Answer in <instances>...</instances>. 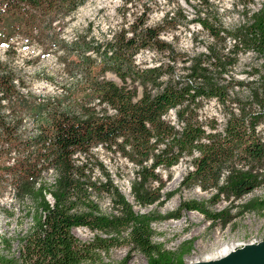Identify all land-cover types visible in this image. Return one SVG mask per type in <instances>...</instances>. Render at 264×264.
<instances>
[{"label": "trees", "instance_id": "obj_1", "mask_svg": "<svg viewBox=\"0 0 264 264\" xmlns=\"http://www.w3.org/2000/svg\"><path fill=\"white\" fill-rule=\"evenodd\" d=\"M84 1L0 0V40L9 43L19 33L31 39L34 29H49L38 37L66 48L52 30L54 22ZM172 17L165 14L154 25L142 18L120 27L111 39L94 45L101 53L98 63L85 53L89 45L79 47L78 56L68 61L84 66L85 74L62 98L31 99L19 91L14 73L0 62V186L7 183L16 199L30 201L25 204L28 226L18 235L15 251H0V264H80L93 250H107L124 238L145 254L148 264H184L193 239L183 241L177 250L166 248L153 241L152 221L179 218L182 209L200 211L212 220L221 213L211 212L197 199L183 200L164 214L135 212L109 173L102 179L92 175L89 159L96 145L134 163L130 188L141 204L161 201L159 169H170L184 156H190V167L180 185L214 189L213 201L224 197L232 202L262 183L264 8L250 12L233 30L198 15L211 41L192 55L177 51L160 37L161 31L175 25ZM227 37L232 43L225 50L218 44ZM147 48L166 52L168 59L151 65L137 63L135 53ZM239 50L260 57L256 77L245 81L226 77ZM179 63L183 72L177 74ZM106 70L121 82L100 76ZM234 85L239 89L233 90ZM211 98L220 105V121L201 113L203 103ZM18 107L35 120L32 134L21 130L23 116ZM49 171L53 178L46 181L43 177ZM151 181L157 185L152 187ZM102 193L109 196L113 211L101 209ZM245 204L264 207V198ZM79 225L96 230L91 241H81L72 233V227ZM7 244L10 247L8 240Z\"/></svg>", "mask_w": 264, "mask_h": 264}, {"label": "rangeland", "instance_id": "obj_2", "mask_svg": "<svg viewBox=\"0 0 264 264\" xmlns=\"http://www.w3.org/2000/svg\"><path fill=\"white\" fill-rule=\"evenodd\" d=\"M260 7L264 8V0H85L69 14L60 16V21L54 22L52 30L67 44L66 48L51 39L38 37L41 31L46 33L49 29H34L31 39L19 33L14 34L9 43L0 40V62L2 68L14 73L19 91L28 94L31 99L62 98L66 95V89L79 84L85 74L84 66H76L68 61V58L78 56L79 47L87 44L89 47L85 53L98 63L101 53L94 45L111 39L120 27H129L132 22L142 18L146 19L147 24L154 25L162 22L165 14L172 15L171 21L175 22V25L161 31L160 37L171 43L177 51L192 55L203 51L205 45L211 41L208 32L199 24L198 15L207 16L209 21L220 22L227 29L233 30L247 19L250 12ZM168 23L171 25V22ZM1 27L3 26L0 23V29ZM231 43L232 40L227 37L225 42L218 45L226 50ZM69 51L74 52L69 54ZM134 59L137 63L151 65L160 60H167L168 55L166 52L147 48L136 52ZM260 62L261 59L256 53L239 50L237 60L229 67L226 77L231 76L232 81H245L256 77L254 71ZM175 71L177 74L183 72L180 63ZM100 76L121 82L111 70L104 71ZM140 88L138 86L139 91ZM232 89L239 88L234 85ZM242 90L246 91V85L242 86ZM18 110L23 116L21 130L32 134L35 130V120L23 107H18ZM201 113L215 115L219 121L223 119L220 105L214 98L203 103ZM261 126L264 129V123ZM89 160L92 175L102 179L104 173H109L135 212L156 211L164 214L176 209L183 200L197 199L204 201L211 212L221 213L212 220L200 211L182 209L179 218H160L152 221L153 241L166 248L177 250L183 241L193 239L192 249L183 256L184 264L210 261L211 256H216L228 247L235 250L264 239V207L253 208L245 204L251 199L260 201L264 198V178L259 186L232 202L224 197L213 201L210 196L214 189L180 185L183 174L190 167V156H184L170 169H159L163 182L161 201L141 204L134 199L130 188L136 171L134 163L104 145L94 146ZM52 178V171L46 172L43 177L46 181H51ZM150 184L154 187L157 182L151 181ZM168 191L172 193L166 195ZM47 197L52 201L51 196ZM28 203L29 200L22 202L16 199L12 187L7 183L0 186L1 252L16 250L18 235L26 229L30 221L25 206ZM99 203L104 212L114 210L106 193L99 196ZM223 217L229 219L223 222ZM72 233L81 241L89 242L97 232L85 225H79L72 227ZM123 235L126 237V230ZM80 264L148 263L145 254L124 238L107 250H93L90 257Z\"/></svg>", "mask_w": 264, "mask_h": 264}, {"label": "water", "instance_id": "obj_3", "mask_svg": "<svg viewBox=\"0 0 264 264\" xmlns=\"http://www.w3.org/2000/svg\"><path fill=\"white\" fill-rule=\"evenodd\" d=\"M264 264V239L236 248L222 258L210 261H195L191 264Z\"/></svg>", "mask_w": 264, "mask_h": 264}, {"label": "bare ground", "instance_id": "obj_4", "mask_svg": "<svg viewBox=\"0 0 264 264\" xmlns=\"http://www.w3.org/2000/svg\"><path fill=\"white\" fill-rule=\"evenodd\" d=\"M232 251H234L231 247H228L224 250H222L219 254H217L216 256H211L209 259L210 260H213V259H219V258H222L224 257L225 255L231 253ZM213 264H224V263H213Z\"/></svg>", "mask_w": 264, "mask_h": 264}]
</instances>
